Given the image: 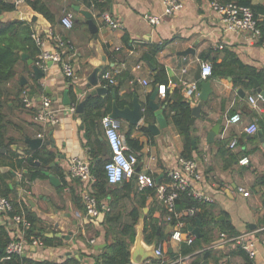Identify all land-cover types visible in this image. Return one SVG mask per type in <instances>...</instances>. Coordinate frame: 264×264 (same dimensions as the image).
I'll use <instances>...</instances> for the list:
<instances>
[{"label": "crops", "instance_id": "0c3cea01", "mask_svg": "<svg viewBox=\"0 0 264 264\" xmlns=\"http://www.w3.org/2000/svg\"><path fill=\"white\" fill-rule=\"evenodd\" d=\"M42 1L52 12L53 21H48L34 11L27 1L17 5L13 11L2 12L1 17L4 20L20 19L29 22L34 35L44 41L45 50H55L53 44L58 37L70 42L73 49L64 54L65 59H69L73 65L75 75L73 78L66 77L60 63L46 60L40 66L43 76L37 79L31 64L27 60L25 64L21 58L16 64V79L7 86L15 89L18 81L28 86L38 83L41 89L36 91V102L33 106L25 107L16 101H9L4 112L10 121L7 134L16 139L11 148L18 157L26 156L25 152L29 150L25 138L38 137L40 134L43 138L42 146L53 151L56 159L49 164V168L42 169L44 177H36L33 180L29 179L26 169H11L6 166L8 170L0 171L15 172V175L11 174V178L7 180L9 188L12 189L9 197L17 201L23 200L27 211L40 219L39 232L46 236L61 235L54 236L60 239L61 245L26 246L22 256L34 261L59 264L66 259L76 258L75 255H81V259L76 258L79 264H98L96 260L99 259L106 242L119 235V229L124 223L130 224L132 211L136 208L138 212V221L134 225L136 229L139 216L142 215L144 223L149 209L155 207L158 201L151 195L142 194L136 183L129 190L125 186L129 180H125L108 187L107 194L100 202L106 204L109 209L101 211L97 217H90L84 208L75 205L74 198L83 201V194L92 187L84 181L68 176L69 160L78 156L85 158L90 164L91 157L84 145L80 116L77 113H69L65 108L71 103L65 102L70 99L73 103V98L82 100L87 94H91L94 86L88 78L95 68L101 66L97 74V86L107 89L100 79V73L105 69L119 67L121 72L116 77L115 87L118 88V96L124 102L123 105L131 104L135 95L145 108L155 87L164 83H153L155 67L143 56L150 54L155 46L161 45L153 55L154 61L164 67L167 78L164 94L160 95L157 90L154 100L161 117L158 119L155 111L148 108L144 120L135 126L121 120L120 133L130 149L132 148L127 143V137L136 140L141 146L140 155L132 149L139 156L137 168L152 175L156 182L164 181L167 172L175 167L178 158L182 157L183 138L166 116L165 106L161 101L167 95L173 99L176 88H180V95L186 100L182 92L183 81L196 80V70L200 62L204 61L203 56L208 57L209 62L215 60L216 64L226 63L222 69L234 68L228 64L230 58L225 50L233 53L242 64L260 72V77L263 76L264 31L259 38L250 39L247 32L229 29L227 22L210 8V0H183L184 7L181 11L162 16L157 25L148 23L145 16L161 13L160 0H110L106 11L112 17L120 19L122 24L120 28L114 29L104 24L98 10L88 6L92 0ZM251 2L264 6V0ZM82 10L91 13L95 29L89 27L87 18L81 13ZM63 11L72 12L74 16L76 25L71 29H66L60 24ZM257 20L264 24V14H258ZM27 58H30L28 54ZM137 64L140 65L139 68H135ZM132 75L146 79L147 85L139 82L129 84L128 78ZM246 76L255 77L264 91L260 79L251 73L236 76L213 74L204 79L209 82L210 92L198 116L189 123L194 139L191 158L197 163V171L201 175L199 180L193 181L192 187L208 199L211 204L209 210L217 221L226 219L236 233L251 232L254 237L264 239V181L259 183V178L264 177V99L260 98L256 107L247 101L248 96L257 95V92ZM197 85L189 100L191 107L199 102L198 81ZM70 87L72 92L69 91ZM77 89H81L80 94ZM44 96H48L53 106L59 110V122L56 125L45 126L33 120V112ZM234 113L241 116L238 123L228 121ZM251 122L257 124L260 134L256 132L248 135L244 132V127ZM146 124H154L158 131L152 130ZM215 125H218V132L210 141L208 133ZM232 139H235L237 144L230 148L228 144ZM108 155L109 151L106 150L103 156L108 158ZM242 156L249 158L248 164L238 163ZM53 165L59 166L62 175L51 169ZM21 180L28 184L27 188L22 186ZM237 187L244 188L249 192V196H242L237 192ZM107 212H110V218L120 216L121 219L118 222L114 219L106 221ZM181 212L182 215L185 214L184 210ZM154 213L159 211L156 209ZM220 215L224 218L217 219ZM164 216L158 228V233L159 230L162 232V256L152 257L143 264H264V249L260 245L255 258L250 260L240 250L222 243L219 225L214 224L202 227L210 234L209 244H203L197 250L181 255V244L170 240L173 226ZM0 225L9 230V235L14 240L22 238L18 224L7 216L0 215ZM195 226L197 224L185 223L182 230L192 232ZM199 229L200 224L198 236L201 234ZM69 231L70 237L63 238ZM144 241L148 244L155 242H147L145 239ZM132 244L133 241L130 246ZM205 251H209V254L204 258Z\"/></svg>", "mask_w": 264, "mask_h": 264}, {"label": "trees", "instance_id": "16d2710c", "mask_svg": "<svg viewBox=\"0 0 264 264\" xmlns=\"http://www.w3.org/2000/svg\"><path fill=\"white\" fill-rule=\"evenodd\" d=\"M29 6L36 12L43 15L48 21H53V14L46 6L42 0H26ZM110 0H92L91 3H88V6L91 9L98 10L99 13L106 11L109 5ZM221 1H235L238 4L249 6L255 18L258 14H264L263 5L252 4L251 0H221ZM93 4V5H92ZM15 4L11 0H0V14L2 12H8L15 10ZM263 22L258 24L261 28V35L264 31ZM76 25L75 19L73 22V27ZM264 41V38L262 39ZM161 48V45H157L153 48L150 54H145L143 56L152 66L155 68V77L153 83H166V73L162 65L157 64L153 55ZM225 50L226 55L229 56V65L234 66L228 69H222L226 63L216 64L215 60L212 63V75H239L242 73H251L254 74L257 78L260 79L261 83L264 86V75L260 77V72L255 71L254 69L242 64L237 57L230 52ZM41 49L36 44L34 32L31 29L29 22L20 19L4 20L0 17V149H3L4 152L0 151V167L9 166L11 169L22 168L27 170L29 179L33 180L36 177H44L42 174V169L49 168V164L56 159V154L48 150L45 146H41L33 152L27 150L25 152L26 156L22 155L17 156L16 152L12 150L11 145L16 142V139L8 133V127L10 126V121L7 119V115L4 112V108L7 106L8 102L18 103L23 105V92H26L29 97L36 99V91L41 89L40 84L36 83L34 86H28L26 84H20L16 81L15 89L7 86L8 83H11L16 79L17 70L16 64L21 60V54L25 53L33 60V63L38 62V55L40 54ZM66 54L63 55L65 57ZM204 61H207L208 57L203 56ZM26 64V59L23 60ZM29 69V67L27 66ZM262 74V73H261ZM241 81V80H239ZM236 82V80H234ZM241 82H244L243 80ZM249 83V82H248ZM69 91L72 92V88H69ZM112 91L115 93V100L119 106H123L124 102L120 100L118 96V88L115 86H107L106 93L103 94H87L82 100L83 101V110L80 114V126L82 127L84 134V145L88 148L90 154V168L92 173L95 175V181L92 184V195L100 202L108 191L110 186L105 177L104 164L108 159L105 158L103 154L108 150L107 143L102 137L103 136L102 128L100 125V118L103 115H108L111 110L112 102ZM174 98L171 99L169 96H165L161 101V104L165 106V114L170 118L171 122L177 129L178 133L183 138V151L181 156L183 158H191L192 153V143H191V126L189 125V120L191 117V104L189 101H186L180 95V88L174 90ZM77 99L73 98V103H76ZM167 110V112H166ZM149 111L148 107L145 106L144 112L147 114ZM130 127V126H129ZM127 143L140 155L141 146L136 140L130 139L127 137ZM52 170L59 175H62L58 165H53ZM11 178L10 171L1 172L0 171V195L7 197L12 204L14 209L13 213H19L25 216L29 225L28 227H22L20 230L23 231V238L26 242H30V237H38L43 241V245L53 246L61 245L60 239L54 236H46L39 232L40 219L33 214L32 212L27 211L25 208L26 204L23 200L17 201L9 197V194L12 192V189L9 188L7 180ZM161 181V182H165ZM264 181V177L259 178V183L261 184ZM160 180L158 183H161ZM136 183L135 178H131L129 182L125 185L129 190L132 189ZM142 194L151 195L154 199L156 198V192L154 188H143L140 189ZM74 203L78 208H84L83 201L79 198H74ZM144 202H142L143 204ZM209 207L211 204L208 201L193 198L183 193L175 201V209L178 212H181L185 209H193L194 215L184 214L181 218L185 221L186 225H195L196 219L200 223L199 236H195L191 244H186L185 242L181 243L180 253L181 255L189 254L203 244H209L211 241L210 234L208 231H204L202 227L206 224L219 225V230L228 235H237L234 227L226 220L217 221L215 216L211 214ZM158 210L159 213H154L155 210ZM166 213V209L158 201L156 206L149 209L147 216L144 219L143 223V233L144 239L147 242L155 241V244L160 246L162 250V232L158 228L163 222V216ZM110 212L106 214V221L116 220L118 222L121 218L113 217L110 218ZM153 215V216H152ZM227 217V215H226ZM138 221V212L135 208L131 213V222L130 224L124 223L119 229V235L113 238L110 242H106L105 247L102 249V252L99 256V259L96 260L98 264H130L129 260V246L134 239L135 227L134 225ZM176 220L173 219L169 222L171 226L175 224ZM53 232H55L53 230ZM56 233V232H55ZM14 240L13 237L9 235V230L4 225H0V258L5 255L4 249L6 245ZM235 250H240L245 254V252L239 248H234ZM163 251V250H162ZM209 251H205L203 257H207ZM246 255V254H245ZM68 264H79V261L76 258L66 259L64 261ZM0 264H50L49 262L43 261H34L25 256L14 255L10 259H4L0 261Z\"/></svg>", "mask_w": 264, "mask_h": 264}, {"label": "built area", "instance_id": "2783aa9c", "mask_svg": "<svg viewBox=\"0 0 264 264\" xmlns=\"http://www.w3.org/2000/svg\"><path fill=\"white\" fill-rule=\"evenodd\" d=\"M15 6L25 2L26 0H11ZM161 3V13L159 15H147L145 19L148 23L157 25L161 21L162 16H170L179 11L184 7L183 0H160ZM93 5V4H92ZM210 8L216 12L224 21L227 22L229 29L233 31H242L249 34L250 39H257L261 36V28L258 24L257 18H255L252 9L249 6L238 4L235 1H221V0H210ZM100 18L106 26L110 28H120L121 21L118 18H114L108 11H103L100 13ZM74 16L72 12L63 11L60 18V24L66 28L71 29L73 27ZM35 37L36 44L40 47L41 52L38 55V62H35L37 66H42V63L46 60H51L53 62L60 63L63 74L68 78L74 77V67L69 61L63 57L64 52L72 50L73 46L70 42H67L60 37L55 38L54 46L55 50H45L43 48L44 41L40 37ZM140 65L137 64L135 68H139ZM121 72L119 67L105 69L100 73V79L105 83V86H115L116 77ZM212 76V63L209 61L200 62V78L206 79ZM129 84L133 85L136 82L142 85H147L148 81L146 79L139 78L138 76L132 75L128 78ZM184 86L182 88L183 97L189 101L191 100L194 92L197 89V81L192 80L190 82L183 81ZM158 93L160 95L164 94L166 85H158ZM261 96L259 93L257 95L248 96L247 101L256 107ZM23 105L25 107H31L36 102L35 98L29 97L26 92H23ZM77 103H71L65 109L71 113L76 114ZM59 110L55 108L52 104V100L48 96H44L38 106H36L33 112V120L35 122L41 123L45 126L56 125L59 122V116L57 114ZM241 120L239 113L232 114L228 121L230 123H238ZM121 120L113 119L109 115H103L100 118V125L103 132V137L108 146V159L105 161L104 170L106 181L109 185H115L121 183L125 180H130L135 178L136 185L139 189L143 188H154L156 192L157 200L166 209L164 219L168 222L173 219L176 220L173 225V230L170 234V240L176 243L191 244L195 238V235L190 231H183L185 221L181 218L183 217V212H178L175 209V201L180 197L181 194L185 193L193 198L202 199L208 201L207 198L203 197L200 192L196 191L192 187L193 181L199 180L201 175L197 171V163L192 158L180 157L177 160L175 167H172L167 172V181L158 183L152 175L145 171L137 170L139 165L138 154L130 149L124 142L123 137L120 133ZM258 131V126L255 122H251L244 127V132L248 135H253ZM38 137H41L38 134ZM237 144L235 139H232L228 146L230 148L235 147ZM238 163L241 165H246L249 163V158L247 156H242ZM68 176L72 178L79 179L92 186L95 181V175L92 173L89 162L82 157L73 156L69 160L68 165ZM91 188L83 194V204L84 211L90 217H97L101 211L108 210V206L99 202L91 193ZM237 192L242 196H249V192L244 190L242 187H237ZM14 209L12 207L11 201L0 195V215L7 216L8 219L12 220L18 226L28 227L29 223L25 216L19 213H13ZM185 214L194 215L193 209H185ZM21 231V230H20ZM18 240H11L5 247V255L0 258V261L4 259H10L14 255H20L24 252L26 246L38 247L43 245V241L38 237H30V242H26L23 238ZM253 233H241L237 235H228L224 232L220 233V240L222 243L230 245L231 247L239 248L245 252L247 257L252 260L255 258L258 250V245L264 249V239H258L252 235ZM156 256H162V250L160 246L155 247ZM59 264H68L65 262Z\"/></svg>", "mask_w": 264, "mask_h": 264}, {"label": "water", "instance_id": "95a60500", "mask_svg": "<svg viewBox=\"0 0 264 264\" xmlns=\"http://www.w3.org/2000/svg\"><path fill=\"white\" fill-rule=\"evenodd\" d=\"M81 13L87 18V23L89 25V27H93L95 29V25L91 20V13L89 11H85L82 10ZM1 17V14H0ZM21 58L27 60V62L29 64H31L32 67V71L34 76L37 79H40L43 76V72L41 70V68L39 66H37L35 63H33V60L30 58H27V54H21ZM101 70V66L95 68L92 72V74L89 76V81L91 83L92 86H94V88L91 90V94H102V93H106L107 89L103 86H97V74L99 73V71ZM246 78H248L253 85V88L256 90L257 93L260 94L261 98L264 99V91L261 90L260 86H259V82L257 81V79L253 76H246ZM196 81L199 82L200 84V91L198 94V99L199 102L191 107V117L189 120V123L191 124V122L193 121V118H195L196 116H198L201 107L203 105V102L207 99L208 94L210 92V87H209V82L205 81L203 79L200 78V66L197 68L196 70V76H195ZM157 86L155 87V89L153 90L152 94L150 95L148 102H147V106L148 108H150L151 110L155 111V115H157L158 119H160L159 117H161L160 114V110L157 109V104L154 103V100L157 96ZM77 93H81V89H77ZM112 97L113 100L111 102V110L109 112V116L113 119H119L122 120L124 122L129 123L132 126L137 125L141 120H144V118L146 117V114L144 112V105L138 101V99L136 98L135 95H133L132 97V101L131 104H125L123 106H119L115 100V93L112 92ZM72 103L71 100H67L65 102V104H70ZM77 105H76V113L78 114V116H80L82 110H83V101H80L79 99L76 101ZM143 105V106H142ZM149 128H151L152 130H156L158 131L157 127L154 124H146ZM161 125V123H160ZM218 132V125L213 126V128L209 131L208 133V139H210V141L213 139L214 135ZM257 133L260 134V130L257 131ZM100 139H102V137H100ZM25 142L28 145L29 150L34 151L36 149H38L39 147H41L43 145V138L41 137H34V138H25ZM191 142L192 145L194 146V139H193V135L191 134ZM1 152H4L3 149H0ZM52 165V164H51ZM0 170H8V167H0ZM137 170H139L137 168ZM47 173V172H45ZM12 175H15V172L12 170L11 171ZM224 216L220 215L217 219H223ZM196 224L197 226H195L194 228H192V232L193 234H195L196 236H198V228H199V221L198 219H196ZM143 218L142 215L139 216V222L136 226L135 229V235H134V239H133V244L129 247V260L130 262L134 263V264H143L145 263V261H147L150 258H156V254H155V247L156 244L155 242L148 244L144 241V236H143ZM157 234H158V230H157ZM59 236L60 234H54V236ZM71 235V231H69L66 235H63L62 237L65 239H68ZM51 236V235H50ZM61 236V235H60ZM76 258L81 259L82 256L81 255H75ZM95 264V263H94Z\"/></svg>", "mask_w": 264, "mask_h": 264}, {"label": "rangeland", "instance_id": "374dc122", "mask_svg": "<svg viewBox=\"0 0 264 264\" xmlns=\"http://www.w3.org/2000/svg\"><path fill=\"white\" fill-rule=\"evenodd\" d=\"M18 169H20V170H22V168H18ZM20 174V173H19ZM22 174V173H21ZM22 181V186H24L25 188H27L28 187V184H26V183H24L23 181L24 180H21ZM82 241L84 242V239H82Z\"/></svg>", "mask_w": 264, "mask_h": 264}]
</instances>
